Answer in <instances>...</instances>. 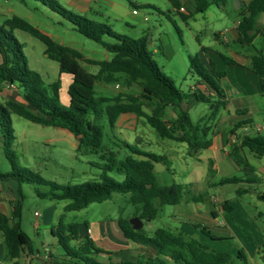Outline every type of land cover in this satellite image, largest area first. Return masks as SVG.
Returning a JSON list of instances; mask_svg holds the SVG:
<instances>
[{
  "label": "trees",
  "instance_id": "1",
  "mask_svg": "<svg viewBox=\"0 0 264 264\" xmlns=\"http://www.w3.org/2000/svg\"><path fill=\"white\" fill-rule=\"evenodd\" d=\"M71 22L76 30L86 38L100 43L113 57L110 60L96 61L70 47L55 42L38 28L25 20L13 16L0 24V75L11 86H16L24 104L15 101L0 102V132L6 158L12 166V173L0 172V182L18 183L20 198L13 205V212L8 216L0 212V233L3 237L7 256L10 260H19L26 252H33L30 236L21 227V205L23 183L49 186L38 196L50 201H69L66 212L81 211L93 203H103L112 199L114 194L129 195L130 203L135 207V217L151 222L156 219L159 207L178 205L184 197L178 184L162 185L159 183L154 164L165 163L166 158L152 152H145L125 140L118 139L119 147L128 149L133 155L119 158V152L104 144V126L115 130L123 115H135L144 118L162 139H168L188 146L191 156L212 145V134L220 112L227 106V94L222 86L226 72L217 71L211 63L206 67L200 56L191 57L192 71L208 92L197 89L193 93L181 91L175 82L164 74L153 58L147 35L133 39L116 34L111 27L89 19L78 13L67 10L57 0H36ZM181 17L187 21L190 16L181 12L179 0H169ZM195 13H205L211 6L225 8L229 0H192ZM241 19L237 26L238 37L235 43L241 46H253L261 33L259 19L264 14V0H250L239 10ZM24 31L45 45V55L59 64V72L68 74L72 81L68 88L69 102L66 107L61 103L62 81L48 83L43 76L32 69L24 52V44L16 37L15 31ZM111 37L114 43H107L104 37ZM219 39L220 35H216ZM223 42V41H222ZM227 65L235 64L229 57L222 56ZM81 62L99 67L97 74L86 71ZM251 69L259 77L264 89V53L258 50L252 57ZM112 84L130 88L140 87V94L133 95L124 91L109 94L98 90ZM195 100L197 103L209 104V112L196 123L192 121L186 104ZM145 108L150 109L147 112ZM168 109L174 113L171 119H164ZM25 119L44 126L64 129L71 133L78 142L80 153L97 154L102 161V173L98 181L80 185L64 186L45 180L41 175L17 164L13 150L16 141L12 117ZM249 122L238 123L235 130L241 129ZM245 150L257 158L264 156V136L242 135L239 144L230 151V157L246 175L253 172L247 160ZM118 172L125 178L119 182L108 173ZM241 180L231 177L222 180L221 184H236ZM203 196H195L200 201ZM264 202V193L258 195ZM157 203L159 204L157 206ZM228 209V208H226ZM80 224H66L61 218L51 233L63 250L62 261L54 264H248L247 257L241 249L237 258L229 253L219 252L202 244L196 239H187L182 233L167 229H157L152 236L146 235L143 228L136 231L126 220L119 221V227L125 239L137 244L146 245L155 254L154 257L141 256L136 261L102 262L99 257L107 254L98 247L89 233L82 235ZM87 229L88 226L86 225ZM202 231L214 238L210 231ZM226 240V239H220Z\"/></svg>",
  "mask_w": 264,
  "mask_h": 264
},
{
  "label": "rangeland",
  "instance_id": "2",
  "mask_svg": "<svg viewBox=\"0 0 264 264\" xmlns=\"http://www.w3.org/2000/svg\"><path fill=\"white\" fill-rule=\"evenodd\" d=\"M58 3L67 10L81 14L89 19L109 25L116 34L124 35L133 39H139L145 35L149 38V48L153 53L154 60L158 63L165 75L170 77L176 86L185 93H190L192 88L201 83L200 78L192 71L191 57L200 56L206 67L209 68L211 59L218 70L226 69L228 72L225 85L231 88L234 95L232 83L237 82L235 71L227 66L221 56L233 57L232 52L242 50L238 45L231 42L229 45L226 36L241 19L239 11L235 8V3L240 0H229L225 8L211 6L205 13H195L192 0H179L185 8L190 18L185 21L169 0H57ZM6 9V17L17 16L38 28L44 34L51 37L55 42L70 47L81 52L84 57L104 61L110 60L113 55L95 41L80 34L75 26L60 14L54 12L49 7L36 0H2ZM241 4L239 10L242 8ZM0 24H2L0 19ZM225 33L226 36L223 35ZM16 37L24 44V52L28 57L32 69L39 72L46 82H54L59 79V64L49 59L45 55V45L30 34L17 30ZM216 35H220L218 41ZM107 43H114L111 37H104ZM203 47L205 48L203 50ZM257 49L264 51V39H260L255 44ZM206 53V54H205ZM81 66L92 74H97L99 67L81 62ZM61 88V103L68 106V88L72 78L68 74H63ZM230 81L232 83H230ZM236 85V84H235ZM98 90L116 94L124 91L133 95H139L141 90L138 85L124 88L119 84H112L107 87L98 85ZM231 94V95H232ZM186 105L190 112L192 121L196 123L202 116L209 112V104L195 103L194 106ZM263 105L264 98L256 99L254 106ZM147 112L150 109L145 108ZM175 115L168 109L164 119L168 120ZM254 124L264 127V111L256 112L250 116ZM13 128L15 130L16 141L13 150L17 156V164L41 175L45 180L64 186L80 185L86 182L98 181L102 173V161L97 154L80 153L77 150V139L68 131L53 127H44L25 119L12 117ZM104 144L110 146L114 151L119 152V158L123 159L128 155H133L128 149L119 147L118 139L127 141L142 151L152 152L166 158L165 163H155L154 169L158 181L162 185L187 183L190 179L191 170L196 166L197 158L188 155V146L184 143H177L172 140L162 139L145 121L135 115H127L125 120H121L115 130H112L105 120ZM251 134L256 131L251 130ZM264 136V130L260 132ZM0 138L2 134L0 132ZM213 152L202 151V165L198 164L199 173L208 168L207 157ZM206 157V160H203ZM260 160V159H258ZM261 161V160H260ZM258 161V162H260ZM223 173H215L209 176V180L220 182L222 175L239 178L241 181L236 184H224L213 186L209 190L210 195L220 196V189L228 190L230 201H236L238 209L245 211L248 217L255 213V219L247 220L246 226L257 229L263 234V244L260 246V255H264V216H257V212L264 213V202L260 201L258 195L254 193L236 195V190L240 188H251L246 180L248 176L233 161H227L222 165ZM201 170V171H200ZM0 172L12 173V166L6 158L3 148L0 147ZM226 173V174H224ZM116 181H123L124 174L116 171L108 173ZM0 201L5 205L6 211L11 213L12 205L20 198L18 183L15 181L0 182ZM22 205H21V227L30 236L35 250L40 249L44 244L52 251L57 261H62L59 255H63V250L58 245L51 233L53 226H57L60 219L64 218L66 224H80L81 233H86V225L90 229V234L96 240V245L100 248H107L115 251V241L109 237L100 238L104 228L108 226L112 234L121 236L119 227L120 220H130L135 218V207L130 203V196L124 194H114L112 199L103 203H93L88 208L81 211L66 212L65 207L69 201H50L38 196V192H45L49 186L40 184L23 183L21 185ZM208 188V187H205ZM217 188V189H216ZM256 188H261L260 185ZM13 191V193H11ZM200 191V190H198ZM195 189L189 191L184 200L178 205H163L158 209L156 219L151 222L143 221V232L152 236L154 231L160 228L170 230L175 233H182L187 239L208 245L213 250L229 253L237 258L238 252L243 249L242 243L253 250L254 244L250 235H242L244 239L239 240L234 237L222 239L218 244L210 243V236L206 235L202 229H207L210 233L226 235L228 227L223 223L221 216L217 221L206 214L212 206L206 201L200 204L201 209H197V203L192 200L198 194ZM36 213L39 216H36ZM221 222L224 226H217ZM40 224L36 229L35 225ZM107 231V230H105ZM108 235V233H106ZM0 236L1 233H0ZM260 238V235L256 236ZM2 241V238H0ZM261 242V241H259ZM131 244L141 248L139 254L147 257H154L155 254L147 252L150 249L146 245ZM136 247V248H137ZM145 248V249H143ZM124 256L112 255L111 260L102 256V262H120L122 260L136 261L141 256L138 254H127ZM138 257V258H137ZM249 262L262 264V258L254 256L248 257ZM21 260V264H22ZM252 263V262H251ZM1 264H14L13 261L3 257ZM31 264V263H25ZM236 264H242L236 259Z\"/></svg>",
  "mask_w": 264,
  "mask_h": 264
},
{
  "label": "crops",
  "instance_id": "3",
  "mask_svg": "<svg viewBox=\"0 0 264 264\" xmlns=\"http://www.w3.org/2000/svg\"><path fill=\"white\" fill-rule=\"evenodd\" d=\"M240 1H241L240 2L241 4H245V3H248L250 0H240ZM181 10L186 13V10L183 6ZM237 10L239 11V9ZM7 11H10V10L6 9V6L4 5V3H2V0H0V19L2 23H4L6 19H8V17H6ZM239 22L240 20H238L235 23L234 28L228 32L226 36L228 43L225 45H229L231 42L235 43V40L238 37L237 26ZM259 27L261 29V33L254 41V45L253 46H241L235 43L236 45L239 46L240 49H242L236 52H232L233 57H231V59L235 61V64L227 65L224 62L227 66L232 67V69L235 71L234 76L237 82L235 81V83H232L230 81V83H232V85L234 86L233 87L234 95L232 94L233 91H231V88L225 85V80H227V77H228V72H226V69L218 70L215 63L211 59H209V65L213 63L217 71L226 72V77L222 79V86L224 87L226 91L228 103H227L226 108H224L220 112L218 120L214 126V130L212 134V145L209 149H206V151L211 150L213 152L211 156L207 157V161L209 164L208 168L205 171L200 170L201 172L199 173V168L197 166L198 164L202 165V159L200 157L202 154V151L197 156H192L194 158H197L196 161L197 162L199 161V163L196 164V166L191 170V173L189 175L190 176L189 181L187 183L178 184V186H179L180 193L182 194L184 198L185 196H187L189 191L191 192L195 189V191L197 192L198 190H200L198 191V194L196 196L201 195L203 197L200 201H195L198 204L197 209L199 210L202 208L200 204L205 202L206 196H208V200H209L208 202H210L212 206L208 209L206 214L211 215L215 221H217L221 216L223 217V221H224L223 223L225 224V226L228 227L227 233L226 235L211 233V235L216 239L209 237L211 238L210 243L218 244L221 241L220 239L225 238V236L234 237V238H238L239 240H241V239H244L242 235H246V236L250 235V237L252 238L251 240L254 244L253 250H249L244 245V243H242L243 249L246 250L245 255L247 257V260H248V257L254 258V256H259L262 258V261H261L262 264H264V255L263 257L260 255V246L261 244H263V241H262L263 237L261 235L263 233L257 229H252V228L249 229V227L246 226L247 220H250L251 218L255 219L256 214L253 213L251 217H248L245 211L243 210L241 211V209H244V208L240 207L238 209L235 203L236 201H230V199L228 198L227 194L229 192L228 190H225L226 188H218L220 189V196L210 195L209 193V190L211 189V187L223 185L221 184L222 180L231 178L227 175H222L219 183L209 180V176L212 177V175H214L215 173H221V174L223 173L224 167L222 165H224L225 162L233 161L232 158L230 157V151L232 150L234 146L239 144V138H241L242 135L255 136L257 134H260V132L264 130V127L254 124L253 118L250 117L252 116L254 112H256V109L259 111H264L263 105L254 106L256 99L264 98V89L261 87L259 77L251 69L252 57L259 50L255 47V44L260 39H264V14L259 19ZM221 38L222 37L220 36L218 41L222 42ZM204 49L205 48L203 47V50ZM260 50L264 53L263 49H260ZM1 63H2V56L0 54V64ZM62 75L63 74L61 75L59 74V78H62ZM48 83H52V82H48ZM197 89H200L204 91L205 93L208 92L206 85H204L203 83H198L197 86L192 88L191 92L193 93ZM6 101H15V102L24 104V101L19 93V90L16 88V86L8 85L0 75V102L4 103ZM195 103L197 104L195 100H192L187 104H189L188 106H194ZM126 117L127 115H123L120 118L119 122L121 120H125ZM242 122H249L251 124L246 125L242 127L241 129L235 130L234 129L235 126L238 123H242ZM257 128H260V131H257L256 130ZM251 130L256 131V133L251 134L250 132ZM0 147L3 148L2 138H0ZM245 153L247 156L248 163L253 168V172L250 175H247L248 178L246 180L242 179V182H248L251 188H243V189L240 188L235 191L236 195H242V194L244 195V194H249V193H254L256 195L263 194L264 193V156H262L261 158H257L256 156L253 155V153H251L248 150H245ZM188 155H190L189 149H188ZM258 159H260L261 161ZM203 160H206V157ZM258 185H260L261 188H256V186ZM205 187H208V188H205ZM16 190L18 191V189ZM11 193H13V191H11ZM0 212L8 216H11L13 212V205H12V209L10 213L6 211L5 205L3 204V202L0 201ZM258 215L264 216V213L257 212V216ZM223 223L218 222L217 226L223 227L224 226ZM40 226H41L40 224H36L35 228L39 229ZM105 227H107V229L104 228L103 234L101 235L102 237L100 238L106 239V238L111 237L115 241V246H114L115 251L113 252L107 248H103L108 253L101 255L99 259H101L102 256H105L106 258L111 260V257L113 254H115L116 256L120 258V256H124L123 255L124 253H127L129 255L132 253L138 254L139 256L144 255V254L143 255L139 254V252L141 251V248L134 246L133 244L130 243L129 240L124 238L122 231H121L122 235L117 236V235L112 234L111 229L108 226H105ZM85 229H86V233H89L90 237L93 239V241L96 244V240L90 234L91 231L89 227L88 229L87 227H85ZM106 233H108V235H106ZM257 235H260V238H257L256 237ZM0 238H2V241L0 239V264H1V261L3 257H5V255L7 259L9 258L7 256L6 248L4 246L3 237L0 236ZM145 250L149 253L151 252L154 254L153 250H150L148 248ZM59 256L61 257L62 254ZM21 260H23L22 264H25V263L54 264L57 261L56 257H54V255L52 254V251L49 250L47 246L44 244L41 246L40 249H37V250H35V247L33 245V252L24 253L22 257L19 260H17V263L16 261H13V263L21 264ZM251 262H249L248 260V264H260L256 261L255 262L251 261Z\"/></svg>",
  "mask_w": 264,
  "mask_h": 264
},
{
  "label": "water",
  "instance_id": "4",
  "mask_svg": "<svg viewBox=\"0 0 264 264\" xmlns=\"http://www.w3.org/2000/svg\"><path fill=\"white\" fill-rule=\"evenodd\" d=\"M240 6H241V3H240L239 1H237V2L235 3V8H236V9H239ZM158 205H159V204L157 203V206H158ZM130 224L132 225L133 229L136 230V231L142 229L143 226H144L143 221L140 220L138 217H135V218L131 219V220H130Z\"/></svg>",
  "mask_w": 264,
  "mask_h": 264
},
{
  "label": "built area",
  "instance_id": "5",
  "mask_svg": "<svg viewBox=\"0 0 264 264\" xmlns=\"http://www.w3.org/2000/svg\"><path fill=\"white\" fill-rule=\"evenodd\" d=\"M223 35L226 36L225 33H223ZM256 130H257V131H260V128H257ZM36 216H39V214L36 213Z\"/></svg>",
  "mask_w": 264,
  "mask_h": 264
}]
</instances>
